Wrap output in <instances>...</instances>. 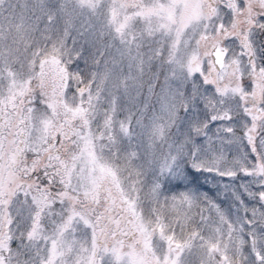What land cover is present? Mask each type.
<instances>
[{"label":"snow or ice","instance_id":"snow-or-ice-1","mask_svg":"<svg viewBox=\"0 0 264 264\" xmlns=\"http://www.w3.org/2000/svg\"><path fill=\"white\" fill-rule=\"evenodd\" d=\"M0 264H264V0H0Z\"/></svg>","mask_w":264,"mask_h":264},{"label":"trees","instance_id":"trees-1","mask_svg":"<svg viewBox=\"0 0 264 264\" xmlns=\"http://www.w3.org/2000/svg\"><path fill=\"white\" fill-rule=\"evenodd\" d=\"M196 183H198V186L201 187V190H203V191H208L210 188L213 187V185L210 182L209 183H205V181L201 182L200 179H197ZM209 194H211V193H209Z\"/></svg>","mask_w":264,"mask_h":264},{"label":"rangeland","instance_id":"rangeland-1","mask_svg":"<svg viewBox=\"0 0 264 264\" xmlns=\"http://www.w3.org/2000/svg\"><path fill=\"white\" fill-rule=\"evenodd\" d=\"M199 179H200L201 182H204L203 178L200 177ZM197 188H200L201 189V187H199L198 186V183H196V181H195V183L193 185V190H196Z\"/></svg>","mask_w":264,"mask_h":264}]
</instances>
